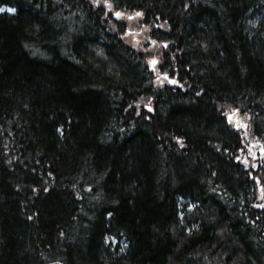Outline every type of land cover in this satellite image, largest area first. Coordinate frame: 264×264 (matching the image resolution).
Listing matches in <instances>:
<instances>
[{
	"label": "trees",
	"instance_id": "obj_1",
	"mask_svg": "<svg viewBox=\"0 0 264 264\" xmlns=\"http://www.w3.org/2000/svg\"><path fill=\"white\" fill-rule=\"evenodd\" d=\"M0 7V264H264V0Z\"/></svg>",
	"mask_w": 264,
	"mask_h": 264
},
{
	"label": "rangeland",
	"instance_id": "obj_2",
	"mask_svg": "<svg viewBox=\"0 0 264 264\" xmlns=\"http://www.w3.org/2000/svg\"><path fill=\"white\" fill-rule=\"evenodd\" d=\"M13 13V10L8 7H0V13ZM127 33L124 35V40L130 46L137 50H153L156 48L155 42L150 39L142 27H140L138 22L135 20H128L127 21ZM106 243H111L113 246L115 244H119L121 247V243L114 239H107Z\"/></svg>",
	"mask_w": 264,
	"mask_h": 264
}]
</instances>
